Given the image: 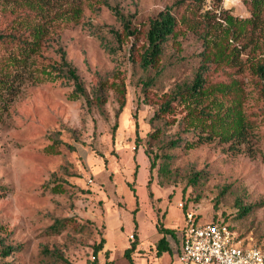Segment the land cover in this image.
I'll return each instance as SVG.
<instances>
[{
    "label": "rangeland",
    "instance_id": "obj_1",
    "mask_svg": "<svg viewBox=\"0 0 264 264\" xmlns=\"http://www.w3.org/2000/svg\"><path fill=\"white\" fill-rule=\"evenodd\" d=\"M13 1L0 0V29L4 27L2 13L14 6ZM82 1L80 22L61 25L59 45L88 92L99 77L123 81L126 106L117 115V95L110 90L102 110L90 108L84 98L73 99L74 87L66 81L30 82L21 87L0 123V238L22 249L0 258V264H66L44 256V247L61 251L71 264H89L93 245L105 238L108 215L138 208L143 221L151 208L179 201L185 216L193 213L201 224L226 219L241 245L264 248V102L256 79L248 72L243 77L249 92L248 112L258 123L248 141L239 146L198 143L200 132L188 130L184 114L171 116L176 123L169 125L154 116L161 95L193 79L202 41L186 19L180 18L181 31L186 34L167 42L163 73L159 76L153 70L147 74L156 77V84L145 101L143 71L130 59L132 41L117 47L112 31H121V23L105 4L108 1L132 16L135 28L147 29L150 18L175 0ZM249 1L205 0L201 13L211 11L221 31L227 27V17L252 18ZM190 9L189 5L182 9L183 17ZM106 47L116 49L111 54ZM57 48L53 44L46 57L58 60ZM213 79L224 77L216 74ZM177 139H181L180 146L170 148ZM56 141H60L59 153L47 151ZM153 160L156 167L151 172ZM57 183L65 193L51 192ZM251 205L253 212L238 218L239 210ZM55 219H68L67 227L59 235L47 234ZM99 259L101 264L103 257Z\"/></svg>",
    "mask_w": 264,
    "mask_h": 264
},
{
    "label": "trees",
    "instance_id": "obj_2",
    "mask_svg": "<svg viewBox=\"0 0 264 264\" xmlns=\"http://www.w3.org/2000/svg\"><path fill=\"white\" fill-rule=\"evenodd\" d=\"M204 1L175 0L171 6L150 18L147 29L135 28L132 16L123 14L118 7L112 6L108 1L105 4L121 23V31H112L117 47L121 49L124 44L132 41L130 59L138 62L143 71L141 83L145 101L148 99V91L156 84V77H147V74L153 70L159 76L163 73L162 59L165 46L170 40L174 41L180 35L186 34L181 31L180 18L186 19L190 30L202 41L200 65L191 81L176 84L170 93L158 98L156 101L158 109L154 118L165 120L168 125L174 124L176 118L171 116L180 112L184 114L182 119L189 127L188 130L200 132L198 143L233 142L239 146L246 143L248 136L258 127L257 121L252 119L250 116L252 114L248 112L249 92L243 79L246 72L256 79L255 87L259 98L264 102V0H250L252 18L239 20L227 17V27L221 31L213 23L215 17L211 11L201 13ZM82 2V0H14V6L3 11L4 27L0 29V123L21 87L30 82L72 83L73 99L84 98L90 108L96 107L99 110H102L108 101V91L114 90L119 103L117 115L123 112L126 106L124 82H112L108 78L99 77L95 86L88 92L77 68L68 59L64 48L59 45L61 25L65 24L67 27L80 22L83 13ZM188 5L192 6V9L185 18L181 12ZM55 43L58 46L55 52L59 58L53 61L45 54ZM106 48L111 54L116 49ZM245 54L248 56L245 57ZM216 74H221L224 79H213ZM180 140H173L169 147L180 146ZM59 146L60 141H56L46 150L56 154L59 153ZM193 146V143L190 144V148ZM145 154L150 156L148 149L145 150ZM155 167L156 161L153 160L150 171L152 172ZM147 187L149 197L152 198L150 182ZM131 189L138 203V195L132 185ZM51 192L62 194L65 190L63 185L57 183L51 188ZM254 209L255 206L252 205L243 206L239 210L238 218L246 217ZM137 211L138 208L133 211L135 216ZM68 221L55 219L46 233L61 234ZM222 221L230 226L226 219ZM134 223L137 226L136 218ZM230 228L233 231L231 226ZM158 229L164 234L172 232L160 223ZM133 236L136 238L135 234ZM237 240L239 241L238 237ZM105 242L103 238L98 244L93 245V260L89 264H100L99 254L104 250ZM164 243L165 239H162L159 247ZM136 245L137 239L125 253L129 264H134L131 252ZM21 249V245L7 244L5 239L0 238V258L7 259ZM42 254L54 262L71 264L57 249L50 250L44 247ZM105 257L109 259L108 252L105 253Z\"/></svg>",
    "mask_w": 264,
    "mask_h": 264
},
{
    "label": "crops",
    "instance_id": "obj_3",
    "mask_svg": "<svg viewBox=\"0 0 264 264\" xmlns=\"http://www.w3.org/2000/svg\"><path fill=\"white\" fill-rule=\"evenodd\" d=\"M177 204L167 203L164 208H151L145 220H141V210L122 214L120 212L106 217L107 232L105 235V247L99 254L103 257L102 263L129 264L125 257L127 249L137 239L136 248L131 252L134 264H182L180 254L182 251L183 229L186 225L184 209ZM136 218L137 226L134 223ZM159 223L171 233H161ZM127 224L130 228L126 229ZM136 238L130 240L131 235ZM165 239V243L159 247V242ZM109 253L106 259L105 253ZM100 260V259H99Z\"/></svg>",
    "mask_w": 264,
    "mask_h": 264
},
{
    "label": "built area",
    "instance_id": "obj_4",
    "mask_svg": "<svg viewBox=\"0 0 264 264\" xmlns=\"http://www.w3.org/2000/svg\"><path fill=\"white\" fill-rule=\"evenodd\" d=\"M180 260L182 264H264V249L241 245L223 221L201 224L187 213Z\"/></svg>",
    "mask_w": 264,
    "mask_h": 264
}]
</instances>
